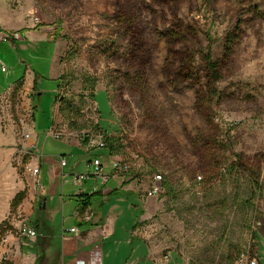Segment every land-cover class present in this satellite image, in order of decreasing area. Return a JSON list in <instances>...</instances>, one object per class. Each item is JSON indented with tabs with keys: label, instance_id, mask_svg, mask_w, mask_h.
I'll list each match as a JSON object with an SVG mask.
<instances>
[{
	"label": "rangeland",
	"instance_id": "1",
	"mask_svg": "<svg viewBox=\"0 0 264 264\" xmlns=\"http://www.w3.org/2000/svg\"><path fill=\"white\" fill-rule=\"evenodd\" d=\"M37 3L27 17L39 39L22 41L18 32L0 40L8 66L0 70V172L8 173L0 186L15 191L31 178L20 152L2 158L10 130L20 149V119L35 109L33 132L57 117L84 133L104 131L105 146L115 140V161L134 165L129 177L149 176L133 195L108 199L129 205L136 220L149 210L144 231L165 241L175 264H238L250 245L263 262L264 0ZM41 10L50 23H34ZM209 51L222 75L214 87L203 60ZM24 74L33 77L29 90L18 79ZM232 164L239 182L221 175ZM157 172L164 192L148 197Z\"/></svg>",
	"mask_w": 264,
	"mask_h": 264
},
{
	"label": "crops",
	"instance_id": "2",
	"mask_svg": "<svg viewBox=\"0 0 264 264\" xmlns=\"http://www.w3.org/2000/svg\"><path fill=\"white\" fill-rule=\"evenodd\" d=\"M37 1L0 0V40L4 41L3 34L9 32H20L22 41L29 35L39 39L36 32L30 29L32 25L27 17V13L37 7ZM33 17H39L42 23H50L51 20L49 14L42 10ZM41 40L45 43V39ZM50 44L54 45V42ZM51 75L58 79V72L55 75L52 67ZM23 77L24 89L29 90L33 77L24 74L18 79ZM38 95L42 92L39 91ZM26 119L24 123L20 119L21 126L22 129L23 125L26 126L31 138L23 141L21 135L20 151L16 148L17 140L11 130L5 137L8 152H4L2 159L13 151L20 152L26 158L24 173L31 178L22 181L15 191L10 185V188L0 186V264L177 263L173 255L171 259H165L169 253L165 241L144 231L149 210L144 209L145 214L136 220L133 211H128L129 205L114 201L115 197L108 199L119 193L133 195L140 188V183L145 181L142 179L147 180L149 176L140 175L134 179L129 177V173L115 171L112 167L115 156L105 146H100L102 136H106L104 131H90L86 133L87 137L82 138V131L73 127L71 121L65 122L57 117L44 133L33 132L28 125L30 119ZM55 132L61 133L60 139L52 135ZM32 144L36 149L29 154L27 151ZM62 157L68 161L63 167ZM91 162L103 165L105 178L94 175L75 181L73 175L89 172ZM35 167H40L38 174L33 172ZM6 170L0 172V176L7 178ZM9 173L13 174V171ZM20 192H26L25 197L18 205H13ZM93 198H98L95 204L92 203ZM142 198L144 201V194ZM84 200L90 202L86 208ZM24 219L37 230V236L20 235L19 227ZM73 228L76 231H72Z\"/></svg>",
	"mask_w": 264,
	"mask_h": 264
},
{
	"label": "built area",
	"instance_id": "3",
	"mask_svg": "<svg viewBox=\"0 0 264 264\" xmlns=\"http://www.w3.org/2000/svg\"><path fill=\"white\" fill-rule=\"evenodd\" d=\"M34 23L35 24H39L40 23V19L39 17H33ZM20 38V34L18 32H14L11 34H4L3 36V40L4 41H11V39H19ZM0 70L1 72H7L8 70V66L5 64V62L3 61V59L0 56ZM33 116V109H28L27 112V116H23L21 118L22 123H24L25 121H27L26 117L28 118V120ZM52 135L56 138V139H60L61 138V133L59 132H55L52 133ZM81 137L85 138L87 137L86 133H81ZM31 138V134L29 132V130L27 131V128L25 125H23V129H22V140L25 141L27 139ZM100 146L103 147L105 146L104 142L100 143ZM36 149L35 145H30L28 148V153L32 154L34 152V150ZM68 163L67 159L62 157L61 159V165L66 166ZM113 169L119 173H126L129 172L132 168V163L130 161H122V162H113L112 165ZM33 172L35 174H38L40 172V167H35L33 169ZM101 176L103 178H105L106 173H105V169L103 167L102 164L97 163V162H91L90 164V170L89 172L86 173H79V174H74L73 178L75 181L79 182V181H83L88 179L91 176ZM203 177L202 176H198V180H202ZM165 179L162 173L157 172L154 173L150 179L149 184H147V188H146V196L148 197H157L159 195H161L164 192L165 189ZM72 231H76V228H73ZM19 232L20 235L23 237H35L38 235L37 230L30 224V222L26 219L22 220L20 227H19ZM260 255L258 254L257 251V247L256 246H248L246 251L241 252L238 255L237 258V263L238 264H260L261 263V258L259 257ZM172 258V254L168 253L165 255V259H171Z\"/></svg>",
	"mask_w": 264,
	"mask_h": 264
},
{
	"label": "trees",
	"instance_id": "4",
	"mask_svg": "<svg viewBox=\"0 0 264 264\" xmlns=\"http://www.w3.org/2000/svg\"><path fill=\"white\" fill-rule=\"evenodd\" d=\"M204 62H205V72H207V75L210 77L211 76V84L212 86L214 87L215 83L222 77L221 75V72H220V66H219V63L216 62L212 55H211V52L209 51V53L207 55H205L204 57ZM58 87L61 86V83L62 82V77H59L58 79ZM35 115V114H34ZM214 118V116L212 114L209 115V124L213 125L214 124V120H212ZM114 139L113 138H110L108 139V143L106 144V148L109 150L110 154L113 153V151L115 150V145H114ZM132 163V162H131ZM151 167H153V171L157 170V168H154V165H152ZM134 165L132 164V168L130 171H133L134 170ZM220 166H218L217 168V172L220 171ZM236 168L232 165H229V167L226 169L225 172H222L221 171V175L223 176V178H229V180H231L232 182H239L241 178H238L239 176V173H237L236 171H234ZM216 170V169H215ZM215 170H213L212 172L211 171H207V173H210L211 175H214L215 173ZM129 171V172H130ZM234 171V172H233ZM236 172V173H235ZM128 173V172H126ZM126 173H123V174H126ZM131 173V172H130ZM209 178V176H207ZM203 180V179H202ZM201 180V181H202ZM250 181L251 183L253 184V187L257 188H261L260 185H259V182L257 181V183L253 180V177L250 176ZM26 195V192H20L14 199L13 201V205H18L21 200L25 197ZM81 196H83V193L80 194ZM89 201L87 203V200H84V204H85V207L86 208L88 205H89Z\"/></svg>",
	"mask_w": 264,
	"mask_h": 264
}]
</instances>
